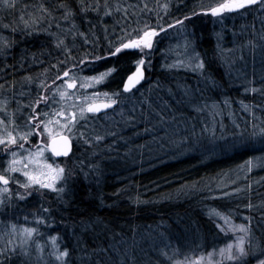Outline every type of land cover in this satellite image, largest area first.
<instances>
[{"label":"trees","instance_id":"trees-1","mask_svg":"<svg viewBox=\"0 0 264 264\" xmlns=\"http://www.w3.org/2000/svg\"><path fill=\"white\" fill-rule=\"evenodd\" d=\"M31 1L43 3L45 7L54 10L53 14L58 18L63 14L62 10L55 9V5L61 0H52L53 4L49 3L50 0L25 2ZM116 1L118 0H108L109 6L113 8L118 3ZM70 2L77 12L75 21L79 31L87 35L90 47L85 49L90 54L104 47L105 30L110 34L115 28L126 26L125 21L132 23V18L140 15L139 10L133 12L120 5L123 10L114 11L106 19L101 15L103 7L99 14L89 11L85 16L80 14L76 0ZM100 3L103 5L104 0H100ZM23 5L17 9H21ZM124 9H127V14ZM254 13L249 11L247 16L237 17L229 25V29L236 34L230 36V40L227 39L226 46L221 45L220 35L215 33V29L198 17L191 18L186 23L188 40L194 41L195 48L205 62V76L210 75L216 86L213 87L210 80L201 78L198 73L185 70L159 73V78L152 86L160 82L161 88H151V92L146 91L145 97L150 93L148 97L154 104H159L158 97L169 100L176 111L167 114L175 115L176 120L169 121L161 128L156 124L155 115L150 114L144 106L137 118L130 112L127 115L128 121L114 126L112 131L119 126L123 138L128 139L122 142V138L120 141L124 152L130 150L133 154L135 149L139 155L134 162L124 167L112 162L120 159L119 155L113 159L102 158L96 180L88 181L83 178L85 182L75 183L63 194L64 202L60 204V208L67 213L68 218L67 226L59 231V235L61 241L64 240L63 246L71 251L69 261L72 264H131L120 251H110L107 255L92 254V249L98 246L108 247L110 244H115L121 251L128 250L130 256L136 257V264H147L149 259L164 264L157 252L163 243L154 248L147 245L151 237L160 238L161 233H165L166 240H170L173 246L180 249L181 255L177 259L223 246L232 234L225 237L218 232L215 224L220 221H213L207 215L210 204L224 206V212L234 211L235 215L244 213L251 217L254 236L264 240V164L252 170L253 172H248L245 177L232 174L231 170L251 157L264 156V142L259 138H249L253 124L264 126V33L259 24L251 21ZM128 14L132 18H128ZM61 23L63 26V22ZM47 27L46 21L41 22L37 30L24 29L22 26L16 28L12 25L5 29L0 23V34L11 44L10 48L0 53V75H6L15 79V83H20L23 79V62L29 57H41L45 60L53 56L58 47L49 32L58 30L54 22L53 27L48 29L49 32L45 30ZM13 28L16 31H12ZM249 34L253 35L252 39L248 37ZM81 39L84 40L79 35L75 39L72 36L65 38L67 47L72 49L73 58L84 51ZM249 41H253L256 47L252 48ZM59 50L62 52L64 48L60 47ZM55 55L58 56L59 52ZM133 58L130 52H122L113 57L117 66L116 75H119L117 88L121 89L129 70L121 67L119 69L120 61L130 62ZM178 82L198 89V99L202 93L209 103L222 99L229 101V108L221 110L216 116L215 137L207 132L200 135L202 124L213 126L211 114L205 112L197 116L189 108L178 107L170 100L167 88L171 87L176 92L175 85ZM139 87L129 93H135ZM252 87L261 91H245ZM179 98L177 94V99ZM240 101L255 107L249 112L241 107ZM101 115L105 114L99 116ZM193 116L196 119H188ZM129 121L132 123H128ZM101 122L96 127L109 130V126ZM192 124H195V135ZM129 125L133 127L131 134L126 132ZM153 125V131H144L145 128H153ZM241 132L244 133L243 138L239 135ZM148 144L151 146L150 150L147 149ZM147 152H151L152 157L148 160L140 159V155L148 154ZM242 183L247 186L242 188L240 197L229 200L215 197L221 193L224 195V192L239 187ZM249 203L255 207L247 208ZM233 219L236 224L247 223L237 216ZM82 221L94 222L92 229L95 231L84 229ZM96 221H102V224L95 223ZM102 228V234L98 235ZM85 247L88 249L87 258L83 251ZM13 264L25 263L15 261ZM252 264H255L254 260Z\"/></svg>","mask_w":264,"mask_h":264},{"label":"snow or ice","instance_id":"snow-or-ice-1","mask_svg":"<svg viewBox=\"0 0 264 264\" xmlns=\"http://www.w3.org/2000/svg\"><path fill=\"white\" fill-rule=\"evenodd\" d=\"M16 3L17 0H0V8L12 9L15 8ZM76 4L80 14L85 16L89 11L99 14L101 7L104 9L103 15L105 16L111 15L113 11H121V6L119 4H117L115 8H112L109 6L108 0H104L103 5H101L100 0H76ZM252 6H257L260 11H264V0H216V3L206 8L201 7L200 13L193 12L191 15H211L212 17L223 20L227 14L239 13L241 10L247 11ZM27 7L28 5H24V8ZM144 7L147 8V4H145ZM163 7L167 10L168 5L165 4ZM55 9L62 10L63 14L59 18L53 14L54 10H50L45 7L43 3H40L37 10L39 15L29 13L28 19H25L22 14L19 19L23 23L24 29L31 28L32 30H37L41 22L45 21L48 22V29H51L54 22L55 28L58 31L49 32V34L55 38L56 47H63L65 52L70 56L72 49L67 47L65 36L59 34L62 29L61 22L69 23V27L62 30L65 34L72 33L73 39H75L76 35H79L88 43L87 35L79 31L75 21L77 12L76 9L72 7L70 0H61L59 4L55 5ZM124 12L127 14V9H124ZM190 18V16H185L183 19L175 20L174 23L168 24L167 28H173L175 25L184 27V21ZM2 27L8 29L10 25L4 24ZM48 29L45 30L47 31ZM157 29H159V31ZM11 30L16 31L14 28ZM166 31L167 29L159 23L155 27L145 24L143 28L133 29L134 38H130L126 33L124 36L118 38V46L109 50V56H115L127 49H137L142 53V58L135 62V72L127 77V81L123 86L124 92H131L136 85L140 84L141 81L145 79L143 69L146 64L143 55L148 54L145 50H152L155 38L158 37L160 33ZM248 44L252 48L256 47L253 41H249ZM10 47L11 44L8 42V39L0 36V53H3L5 49ZM177 47L179 51L176 53V58L171 64L163 65V67L167 69H185L193 73H198L201 78L210 80L212 86L215 87L216 82L211 80V76H205V62L195 50L194 41L185 39L183 44ZM94 59L98 60L102 59V57H94ZM62 63H66V61ZM79 63L84 64L85 61L82 59ZM148 66H150V61ZM53 67H56V65H53ZM72 68L77 69V71L80 70L76 64H73ZM114 71H116L115 68H110L106 72L100 73L98 76L90 77H78L77 72H73L71 69L63 71L62 76H56V80H62L64 77L68 79L64 80L61 86L53 89V94H58L61 100H64L66 97L71 99L67 90L75 89L78 79L81 88H89L101 83ZM25 79L31 81V77H26ZM52 83L55 84V80H53ZM2 87L3 85H0V88ZM40 87L47 90L49 86L41 81ZM175 87L177 89L176 92H174L171 87L167 88V95L170 100L178 107L189 108L195 112L197 116L205 112L211 114L213 126H209L207 123L202 124L200 135L207 132L212 137H215L214 124L216 116L220 113V104L223 103L227 105L229 101L225 99L221 102L212 101L209 103L203 97L202 93L198 99L196 95L198 89H193L192 86L186 83L182 84L178 82ZM61 88L65 90L61 91ZM151 88L160 89V82H157L155 85L151 86ZM151 88L149 92H151ZM245 91L256 93L261 90L252 87L246 88ZM177 94L180 96L179 99H177ZM119 95V92L111 94L93 92L91 95L84 97L76 96V100L80 101L78 105H73L77 108V111L65 113L61 110L59 112H54L52 119H47L49 114L45 112L43 113L46 118L44 120L39 119L41 113L36 111V106H39L42 101L46 104L49 97L41 95L34 104L27 105L30 109V114L27 116L25 123V128L28 129L27 131H21L16 125L14 113H7V122L5 119L0 118V153L7 154L9 157L5 162L6 166L3 171H0V208L6 207L14 196L18 200H26L32 195L33 191L50 190L58 195L64 194L66 192L70 172L64 166L56 162H48L44 155L45 152L50 150L54 156L67 157L71 152V136L75 135L78 140L85 136L83 132L73 133V129L76 127L77 123L80 120L86 119L89 114L100 113L102 110L112 108L118 103L117 99L114 97ZM101 97L104 98L103 101L97 102ZM157 99L159 100V104H154L149 97H145L141 100V104L146 106L150 114L155 115L156 124L164 128L169 121L174 122L176 120L175 115L167 114L174 113L176 109L172 107L169 100H164L162 97H158ZM7 103V100L0 101V109L6 111L5 106ZM240 104L243 109L249 112L255 107V105L245 104L243 101H240ZM181 115L183 116L184 113H181ZM56 117H60L61 119H56ZM147 119L148 117H146V120ZM188 119L194 120L196 116ZM191 127L195 135V124H192ZM236 127L239 128V125H236ZM251 127L252 131L249 134V138H259L264 142V126L253 124ZM54 128L56 130H54ZM154 129L155 125H153V128H145L144 131L148 132ZM65 131L69 133V135H65ZM34 135L43 136L44 139L47 140V143L40 141L34 147L25 148V143H29V137ZM111 135L115 134L112 133ZM239 135L243 138L244 133L241 132ZM103 140L104 136L96 134L86 139L85 143L93 144L102 142ZM21 152L25 154L21 155ZM261 164H264V156L251 157L245 161L243 167L251 171L253 167L260 166ZM95 167L97 166H90V168ZM17 173L20 174L23 182H21V179L16 178L15 174ZM11 184L17 186L15 192L10 187ZM236 191L239 192L241 190L236 189ZM228 195L230 194L224 193V196ZM246 207L251 209L255 206L249 203ZM47 211V209H43V212L47 213ZM207 215L213 221H220L215 224L218 232L224 234L225 237L231 233L232 237L227 239L223 246L213 247L211 251L206 253L200 251L198 255H184L183 259L176 258L181 255L180 249L173 246L170 240H165L163 246L157 249L158 255L164 261V264H252L253 260L255 264H264V240L254 236L251 228V217L245 218L247 223L236 224L230 215L221 212L219 209L209 208ZM37 223L43 224L45 221L37 217ZM81 223L82 227L87 230L92 229V223L94 222L82 221ZM95 223L102 224V221H96ZM92 230L95 231V229ZM102 231L103 228L98 235L102 234ZM37 235H39V233L36 227L18 226L15 223L10 224L6 232H0V264H8L12 256L25 258L26 264H28V262H34V264H47V261H45V248L49 243L50 250L47 252V258L51 261V264H69L71 251L67 247L61 249L60 244L57 242L61 239L59 236H50L44 244H41L38 240L34 239ZM197 247L199 248V246ZM83 251L85 258H87L88 249L85 247ZM91 251L93 255H97L98 253L107 255L110 251H120L125 260H130L131 264H136V257L134 255L130 256L128 250L121 251L115 244H110L108 247L98 246ZM193 251L195 252V250ZM147 264H159V262L149 259Z\"/></svg>","mask_w":264,"mask_h":264},{"label":"rangeland","instance_id":"rangeland-1","mask_svg":"<svg viewBox=\"0 0 264 264\" xmlns=\"http://www.w3.org/2000/svg\"><path fill=\"white\" fill-rule=\"evenodd\" d=\"M25 1L26 0H17L15 8L12 9L0 8L1 25L7 24L10 26H15L16 28L21 26L23 27V23L19 19L22 14L24 15L25 19H28L29 13L39 15L37 11L39 3ZM116 2H118L116 3V5L119 4L125 6L126 8H130V10H132L133 12L139 10L140 15L137 14V17L132 18L129 13L128 18L133 19L132 23L129 21H125L124 23L127 24L126 26L123 25L121 27L115 28L114 32L110 31V34H108L105 30V34L103 35L105 45L103 43L104 47L102 49L100 47L98 52L94 54H90L89 52H87L85 47H90L89 43H86L81 39V41H83L81 47L84 48V51L80 52L79 55H76L75 58H73L71 55L69 56V54L64 50H62V52L61 50L58 51V48L56 49L53 56L45 60H43L41 57H29L27 61L23 62V79L22 81H20V83H15V79L8 78L6 75H0V85H3V87L0 88V101H8L7 105L5 106L6 111L0 109V118L5 119V121L7 122V113H14L15 123L21 131L28 130L25 128L26 118L30 114V109L27 107V105L34 104V102L41 95L49 97L46 104L42 101L39 106H36V111L41 113L39 119L44 120L46 119L43 115V113L45 112L49 114L47 119H52L54 112H59L61 110H63L65 113H68L69 111H77V108L73 106L74 104L78 105L80 103V101L76 100V96L84 97L91 95L93 92L110 94L116 92L120 93L119 96L114 97L115 99H117L118 103L109 110V114H106L107 112L104 113L105 115L103 116H99L100 114H89L86 119L80 120L77 123L76 127L73 129V133L83 132L85 136L84 138H81L79 140L75 135L71 136L74 143V149L69 156L56 157L51 153L50 150L45 152L44 155L47 158L48 162H56L64 166L70 172L66 191L70 189V187H73L75 183L85 182V178L88 181L96 180L95 177L100 171V161L102 158L113 159L118 157L119 155V157L121 158L112 162L113 164L119 163L123 167L127 166V164H130L131 162H134L135 159H137V155H139L138 150L133 149V154L130 153V150L124 152V149L122 147L123 145L120 142L123 138V135L119 131V126H117L114 131L112 130L117 124L128 121L127 115H129L130 112H133L135 114V118H137L140 112L143 111L145 107L141 104V100L145 98L146 91H148L149 88H151L152 84L155 83V81L159 78V73L172 72L175 70H185L167 69L163 67V65L171 64L173 62V60L176 58V53L179 51L177 46L182 45L185 39H188L189 34L186 31L185 25L189 20L184 21V27L175 25V27L173 28H167L168 24L174 23L175 20L183 19L185 16H190L191 18L198 17L201 21L207 23L215 29V33L220 35L221 45L226 46L225 43L227 39L230 40V36L233 37L236 34H234L235 31H231L229 29V25H231L237 17H240L242 15L247 16L250 11V13L255 12L253 15H251L253 16L251 21L259 24L264 33V11H260L257 6H252L247 11L241 10L239 13L227 14L223 20H220L219 18L212 17L211 15H191L193 12L200 13L201 7L206 8L216 3V0H118ZM49 3L53 4L52 0H50ZM22 4L28 5V7L23 8V5L21 9H17ZM145 4H147V8L144 7ZM165 4L168 5L167 10H165L163 7ZM115 6L113 5V8ZM13 9L16 10L13 11ZM121 10H123V7ZM103 11L104 9H102L101 11L102 17L105 19L109 18L110 15H103ZM158 23L163 25L167 29V31L164 33H160L159 36L155 38L154 47L152 50H145V52L148 53L143 55L146 64V66L144 67L146 76L145 80L143 81L145 84H140L141 87H139V85V88L135 93L124 92L123 85L127 77L123 79L121 89L117 88V82L119 80V75H116L117 66H115V62L113 61L114 56H109L108 52L110 49H114L115 46H118L119 41H115L117 38L124 36L126 33L130 38H134L133 29L143 28L145 24L155 27ZM101 24L102 21L100 22V25ZM62 27H69V23L63 22ZM45 29H48V27ZM157 30L159 31V29ZM60 34L64 35L65 38L72 36V33L65 34L63 30L60 31ZM0 36L2 35L0 34ZM77 37L78 35H76L75 38ZM248 37H251L252 39L253 35L249 34ZM229 46L231 45L229 44ZM195 50L197 51L196 48ZM262 51L264 52V48H262ZM57 52H59L58 56L55 55ZM122 52H130V54L134 57L130 62L124 63L121 60L119 63V69L120 67L124 70L129 69L127 74L128 76L131 72L136 70L135 62L142 58V53L137 49H127L123 50ZM94 57H102V59L97 60L94 59ZM82 59L85 61L84 64L79 63ZM65 61L66 63H62ZM149 61L150 66H148ZM73 64H76L80 70L77 71V69L72 68ZM53 65H56V67H53ZM110 68H115L116 71L112 72L101 83L96 84L93 87L81 88L80 81L78 79L77 87L75 89L67 90L68 95L71 97V99H68L66 97L64 100H61L58 94H53V89L61 86L64 80L68 79L67 77H64L62 80H56V76H62L63 71L71 69L73 72H77L78 77H90L98 76L100 73L106 72ZM185 71L191 72L189 70ZM26 77H31V81L24 79ZM53 80H55V84L52 83ZM41 81H43L45 85L49 86L47 87V90L40 87ZM60 90L63 91L65 89L61 88ZM149 94L146 97H148ZM140 96H142V98H140ZM103 99L104 98L101 97V99L98 101H101ZM223 100L225 99H222L221 101ZM228 108L229 103L227 105L223 103L220 104V111H225ZM56 119L61 118L56 117ZM98 122L109 126V130L108 128L106 130L103 128L98 129V127H96ZM130 122L131 121H129L128 123ZM54 130L56 129L54 128ZM127 130H129L130 132ZM132 130V125H129V128L126 129V132L131 134ZM112 133H114L115 135H111ZM64 134L69 135V133H67L66 131L64 132ZM96 134L104 136V140L102 142L93 144L85 143L86 139L91 138ZM40 141H42L43 143H47V140L44 139L43 136L34 135L29 137V143H25L24 146L25 148H31L37 145V143ZM123 141H128V139L123 138L122 142ZM147 149H151L150 144L147 145ZM120 151L121 153H119ZM147 153L148 154H141L140 159H150L152 157V154L151 152ZM24 154L25 153L21 152V155ZM8 158L9 157L7 154L0 153V171H3L4 167L6 166L5 162L8 160ZM244 163H241L238 166L232 168V174L245 177L248 172L251 173L253 172L252 170H256L261 166L260 165L257 167H253L251 171H248L246 167H243ZM92 165H95L97 167L90 168V166ZM15 176L17 179H21V182H23L20 174L17 173L15 174ZM246 186L247 185H243L242 183L241 185H239V187L236 186L224 192L229 193L230 195L224 196L221 193L215 197L222 200L238 198L241 196L240 192L243 190L242 188H246ZM10 187L15 192L17 186L15 184H11ZM236 189H240L241 191L237 192ZM63 202V194L58 195L57 193L50 190H41L39 192L33 191L32 195L23 201L18 200L14 196L12 201L6 207L0 208V232H6L8 226L12 223H15L18 226L36 227L38 229L39 235L35 236L34 239L38 240L41 244H44L50 236L60 237L59 231L67 226L66 219L68 218L67 213L63 212L60 208V204H62ZM209 208L219 209L221 212L230 215L233 221V218L237 216L242 221L247 222L245 219L247 216L244 213H242L241 216L233 214L234 211L224 212L222 210H226L224 206L218 207L215 204H210ZM43 209H47V213L43 212ZM37 217L42 218L45 223H37ZM161 234L160 238L157 239H152L150 235L151 239H149L147 243L149 248L157 247V245L163 243L166 240L167 235L165 233ZM253 234L255 235L254 231ZM57 242L60 244L61 249L66 247L63 246L64 240L61 241L60 239ZM49 250L50 243L45 248V261H47V264H51V261H49L47 258V252ZM15 261L22 263L24 262L26 264L25 258L20 256H12L8 261V264H13ZM28 264H34V262H28ZM69 264L72 263L69 261Z\"/></svg>","mask_w":264,"mask_h":264},{"label":"water","instance_id":"water-1","mask_svg":"<svg viewBox=\"0 0 264 264\" xmlns=\"http://www.w3.org/2000/svg\"><path fill=\"white\" fill-rule=\"evenodd\" d=\"M143 70H144V69H143ZM133 72H135V70H134ZM133 72H131L129 75H131ZM129 75H128V76H129ZM128 76H127V77H128ZM144 76H146L145 70H144ZM144 80H145V79H144ZM144 80H143V81H144ZM126 81H127V78L125 79L124 84L126 83ZM143 81H141L140 84H142ZM140 84L136 85L135 88H133L132 90L136 89ZM123 86H124V85H123ZM132 90H131V91H132ZM101 101H103V100H101ZM101 101H97V102H101ZM114 106H115V105H114ZM114 106H113V107H114ZM113 107H112V108H113ZM112 108H109V109H106V110H102L101 112L109 111V110L112 109ZM65 135H68V134H65ZM73 149H74V143H73V140H72V138H71V152L69 153V155L73 152ZM69 155H68V156H69ZM56 157H65V156H56Z\"/></svg>","mask_w":264,"mask_h":264},{"label":"flooded vegetation","instance_id":"flooded-vegetation-1","mask_svg":"<svg viewBox=\"0 0 264 264\" xmlns=\"http://www.w3.org/2000/svg\"><path fill=\"white\" fill-rule=\"evenodd\" d=\"M106 112H108V111H105V112H100V113H97V114H95V115H99V114L106 113Z\"/></svg>","mask_w":264,"mask_h":264}]
</instances>
